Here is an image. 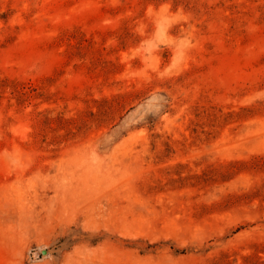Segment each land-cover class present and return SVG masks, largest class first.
<instances>
[{
	"label": "rangeland",
	"instance_id": "rangeland-1",
	"mask_svg": "<svg viewBox=\"0 0 264 264\" xmlns=\"http://www.w3.org/2000/svg\"><path fill=\"white\" fill-rule=\"evenodd\" d=\"M0 264H264V0H0Z\"/></svg>",
	"mask_w": 264,
	"mask_h": 264
}]
</instances>
